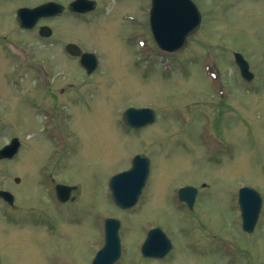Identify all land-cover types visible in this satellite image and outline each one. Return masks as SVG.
<instances>
[{"label":"rangeland","instance_id":"obj_1","mask_svg":"<svg viewBox=\"0 0 264 264\" xmlns=\"http://www.w3.org/2000/svg\"><path fill=\"white\" fill-rule=\"evenodd\" d=\"M132 1L122 3L132 12L126 21L113 14L100 23L78 21L79 39L91 40L83 47L98 49L100 66L91 75L82 68L57 71L56 78L77 85L75 103L59 92L57 100L45 98L38 72L15 70L17 60L7 58L0 41V148L14 136L22 140L12 160H0V189L15 194L18 208L11 222L0 197V264H92L108 216L121 220L115 264H264V0H194L201 28L186 49L170 55L159 53L149 30L150 2L133 9ZM9 16L0 17V31L10 32ZM234 52L246 56L255 74L249 91ZM48 100L58 112L70 105L61 116L71 110L70 118L59 120L74 132L66 154L44 130L56 122L41 114ZM136 105L155 109V123L127 128L123 114ZM141 152L150 158V175L137 204L121 209L110 179ZM49 172L76 186L74 200L47 199ZM188 184L199 189L191 211L177 199ZM243 185L262 196L251 233L242 228ZM156 226L173 247L162 259L144 258L141 245Z\"/></svg>","mask_w":264,"mask_h":264},{"label":"water","instance_id":"obj_2","mask_svg":"<svg viewBox=\"0 0 264 264\" xmlns=\"http://www.w3.org/2000/svg\"><path fill=\"white\" fill-rule=\"evenodd\" d=\"M52 5L53 3H47L33 9L24 8L20 10L19 14L36 18ZM90 7L93 6H90L89 0H75L69 6L70 9L78 12L87 11ZM149 24L159 47L166 51L177 52L184 50L188 46L189 37L200 29L202 14L193 0H152ZM67 50L72 54L82 56L81 61L89 73L96 68L95 54L83 52L77 44L73 43L67 45ZM235 56L242 75L248 80L251 79L253 73L249 63L241 53L237 52ZM155 119L156 112L150 107H130L124 112L125 123L134 128H141L153 123ZM20 144L19 138H13L11 143L0 150V159L13 157L18 152ZM149 172L150 158L144 153H139L133 158L131 168L112 176L110 188L113 199L118 206L126 209L137 203ZM71 190V186H57L59 195H64L63 200L67 199ZM196 194L197 188L192 185L184 186L178 192L180 200L188 202L190 207H193ZM0 195L13 202V196L10 192L0 190ZM239 202L242 210L243 228L252 232L259 217L262 197L256 189L243 186L239 191ZM120 224L118 218H106L105 244L98 250L92 264H113L118 260L121 255ZM170 248V238L160 227H155L148 232L142 244V253L146 257H163Z\"/></svg>","mask_w":264,"mask_h":264},{"label":"flooded vegetation","instance_id":"obj_3","mask_svg":"<svg viewBox=\"0 0 264 264\" xmlns=\"http://www.w3.org/2000/svg\"><path fill=\"white\" fill-rule=\"evenodd\" d=\"M73 1L75 0H0V17H4L5 12H9V23L11 26L10 32L5 30L0 31V41L6 48L7 58L9 60H17L18 64L15 70H28L32 68L38 72L39 78L35 81L36 83L40 82L39 86L40 89L44 91L45 98L51 97L57 100L58 96H60L58 95L59 92L61 95L66 94L65 100H71L75 97V101L73 102L75 103L79 95L77 92V85L74 80L62 81L56 78L57 71L63 68L68 70H75L77 68L85 69L80 62L81 57L68 52L66 46L70 43H76L81 46L83 51L95 52L97 56H99L97 48L83 47V41L90 43L91 40L88 38L83 40L79 39L78 21L91 17L94 22L100 23L106 19L105 17L107 14H113L116 19L120 18L122 21H126L132 12H126L121 9L123 0H92L93 2L91 5H93L94 8L87 12L79 13L69 9V5ZM112 2L114 3L111 4ZM139 2L140 0L132 1L133 9H135V6H137ZM7 3L10 5L7 6ZM47 3H57L59 6L55 4L52 5V7L45 10L44 13L37 18L29 17L28 15L19 16L18 14L19 10L22 8H34ZM110 7L112 8L110 9ZM103 16L104 18H102ZM107 23L110 26L109 29L115 28V21ZM99 39L100 38L94 39L92 45H95L97 41L99 42ZM37 48L44 49L48 52L38 53ZM98 66H100V56ZM248 83L250 84L248 86L252 87L255 83L254 79ZM258 87L262 89L263 84L262 87L259 85ZM40 89L36 93L37 95L40 94ZM249 90L250 87L247 88V91ZM72 92L75 95L72 94ZM226 92L231 93V89L226 88ZM43 104L45 105L44 108L48 109L47 111L50 116L53 115L54 118H56L55 123L51 122L45 128V130L48 131L49 141L54 142L56 132H63L59 120L64 113L57 111L58 106L57 104L55 105L52 100L43 101ZM65 106L70 105L65 103ZM71 115L72 111L68 112V115L63 118L69 119ZM53 131L56 132L53 134ZM63 136L65 143L62 145V148L66 150L71 139L66 135ZM54 179L52 172H49L47 180L54 181ZM56 185L57 182L54 184L53 190L51 191L52 197L50 200L55 204V200L57 199ZM72 193L73 190L65 203L76 198L72 196ZM9 208L11 212L18 209L15 204L11 205Z\"/></svg>","mask_w":264,"mask_h":264}]
</instances>
